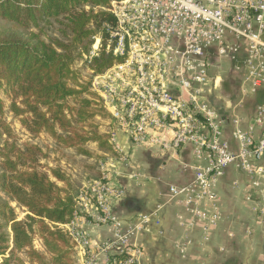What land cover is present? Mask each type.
Returning <instances> with one entry per match:
<instances>
[{"label": "built area", "instance_id": "obj_1", "mask_svg": "<svg viewBox=\"0 0 264 264\" xmlns=\"http://www.w3.org/2000/svg\"><path fill=\"white\" fill-rule=\"evenodd\" d=\"M106 11L116 19L107 51L125 61L93 75L91 85L114 121L111 142L122 132L134 149L158 146L178 153L192 145L197 161L206 157L207 165L192 166L190 184L169 187L206 231L222 219L217 185L230 166L249 175L264 196V101L250 116L232 115L231 139L216 103L227 68L239 79V102L230 110L264 94V0H113ZM98 53L96 44L85 60ZM167 130L171 141L162 137ZM114 149L118 156L101 164L99 179L78 194L73 220L61 226L80 257L98 250L85 264H141L143 257L136 239L150 216L126 227L114 212V200L124 199L126 191L112 185V170L130 159ZM257 211L264 214V207ZM85 225L110 226L113 235L96 244Z\"/></svg>", "mask_w": 264, "mask_h": 264}, {"label": "trees", "instance_id": "obj_2", "mask_svg": "<svg viewBox=\"0 0 264 264\" xmlns=\"http://www.w3.org/2000/svg\"><path fill=\"white\" fill-rule=\"evenodd\" d=\"M112 1L0 0V90L9 89L21 100L24 109L16 102L13 108L26 115L22 124L30 133L47 132L56 141L67 142L70 137L65 134L70 133L73 122H85L84 110L93 105L88 98L82 99L75 115L67 105L68 98L82 93L68 84L75 74V63L84 61L95 76L125 61L114 56L112 49L107 51L112 41L109 28L116 24L115 17L106 11ZM55 25L61 38L47 42L43 29ZM97 39L99 53L89 63L85 57ZM2 109L0 99V113ZM92 140L101 150L118 156L110 138L96 135ZM41 155L40 148L28 146L20 152L18 162L8 158L0 166V264H78L75 243L61 227L73 220L76 198L59 186L67 184L61 170L42 172L35 168ZM20 165L29 170H19ZM10 201L27 210L26 220L16 218ZM3 223L10 225L12 239L2 232ZM36 235L44 251L36 249ZM18 253L25 254L28 261Z\"/></svg>", "mask_w": 264, "mask_h": 264}, {"label": "crops", "instance_id": "obj_3", "mask_svg": "<svg viewBox=\"0 0 264 264\" xmlns=\"http://www.w3.org/2000/svg\"><path fill=\"white\" fill-rule=\"evenodd\" d=\"M230 94L229 88H223L218 98L221 102L218 108L226 120L227 139H231L233 130L232 115L250 116L255 106L264 101V94L260 93L230 110L238 104L240 96L239 92ZM162 137L171 141L172 130ZM114 145L130 157L127 164L116 163L112 170V185L126 191L124 199L114 200V212L126 227L143 215L150 216L136 239L143 251L141 264H264V214L257 211L258 207H264V196L254 190L249 175L235 165L226 169L217 185L222 219L218 226L206 231L205 223L184 207L181 198L174 199L169 193L171 185L190 184L194 179L192 166L207 165L206 157L197 161L192 145L178 153L158 146L134 149L122 132H116ZM85 229L96 244L113 235L110 226L85 225ZM96 254L98 250L92 248L90 255Z\"/></svg>", "mask_w": 264, "mask_h": 264}, {"label": "rangeland", "instance_id": "obj_4", "mask_svg": "<svg viewBox=\"0 0 264 264\" xmlns=\"http://www.w3.org/2000/svg\"><path fill=\"white\" fill-rule=\"evenodd\" d=\"M35 31L38 32V29H35ZM42 37L47 42L55 38H61L56 25L44 27ZM96 44L99 48L100 42L96 41ZM73 69L75 74L73 78L69 79L68 84L76 92L82 93L79 97L68 98L67 105L72 110H75L74 115L81 109L82 99L88 98L93 102V105L91 108L84 110L87 114L85 122L78 120L73 122L72 130L70 133L65 134V137H70L67 139V142L56 141L47 132L40 134L30 133L22 124V118L26 115L16 113L13 108L14 102H16L20 109H24L20 103L21 100L9 89L0 90V99L3 102V111L0 113V166L8 158L14 162H18L20 152H24L28 146L38 147L42 150L43 155L39 157V162L35 168L42 172H49L50 169L61 170L67 178V184L59 183V186L67 194L77 198L85 186L99 179L101 164L115 157V153L101 150L98 144L92 140L98 135L105 140L110 138L111 141L115 124L111 116L104 110V104H101L95 98L94 94L96 93L92 90L91 85L93 72L89 66L84 61H80L75 63ZM225 70V73L224 69L220 71V73H224V89L229 88L230 95H235V92H239V79L234 73L229 71V68ZM86 88L88 91H84ZM219 97H217L216 103L219 102ZM111 144L112 146L114 145L113 142ZM18 168L19 170H29V167L21 165ZM10 204L18 220L24 221L27 219L28 212L25 208L13 201H10ZM2 232L10 235V239H12L10 225L5 227L4 224ZM34 244L36 249L44 251L39 235L35 236ZM18 256L23 261H28L25 254L18 253ZM76 256L78 264H85L88 261L87 257H80L77 250Z\"/></svg>", "mask_w": 264, "mask_h": 264}]
</instances>
